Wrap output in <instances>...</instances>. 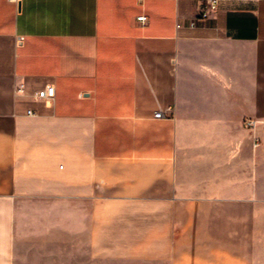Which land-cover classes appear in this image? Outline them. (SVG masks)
I'll list each match as a JSON object with an SVG mask.
<instances>
[{"label": "crops", "instance_id": "obj_1", "mask_svg": "<svg viewBox=\"0 0 264 264\" xmlns=\"http://www.w3.org/2000/svg\"><path fill=\"white\" fill-rule=\"evenodd\" d=\"M205 3L0 0V264H264V0Z\"/></svg>", "mask_w": 264, "mask_h": 264}, {"label": "built area", "instance_id": "obj_2", "mask_svg": "<svg viewBox=\"0 0 264 264\" xmlns=\"http://www.w3.org/2000/svg\"><path fill=\"white\" fill-rule=\"evenodd\" d=\"M220 1L221 0H206L205 7L201 11L199 15V19L209 18L211 14L216 13L220 7ZM138 21L143 22L145 24L147 21V17L146 16L139 17ZM24 90H25V85L24 84L20 85L19 92H24ZM55 94H56L55 87L53 85H48L45 88L36 91L34 96L39 100H52L55 97ZM168 111H170V109L166 111L159 110L155 113L154 118L163 119L166 117ZM27 114L30 116L35 115V113L32 110H28ZM244 126L248 131L256 135L257 133H259L261 136L264 137V120L248 118L244 121ZM254 145L256 148L261 145V138L259 136L255 137Z\"/></svg>", "mask_w": 264, "mask_h": 264}]
</instances>
